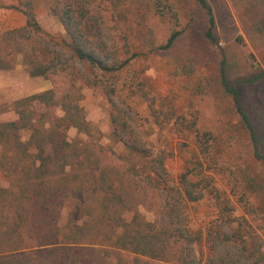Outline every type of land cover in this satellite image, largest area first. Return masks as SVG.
Returning <instances> with one entry per match:
<instances>
[{"label": "trees", "instance_id": "obj_1", "mask_svg": "<svg viewBox=\"0 0 264 264\" xmlns=\"http://www.w3.org/2000/svg\"><path fill=\"white\" fill-rule=\"evenodd\" d=\"M118 1L54 0L51 11L63 26L64 38L45 32L32 6L0 5L26 19L23 27L0 38L12 47L5 54L9 61L0 53V64L21 56L26 73L36 77L78 66L81 83L98 88L109 103L112 137L127 152L115 155L94 143L72 94L60 97L49 89L15 101L12 110L17 119L0 122V174L6 179L0 185V264H121L119 253L133 255V264H258L250 255L237 261L219 256L212 245L204 256L198 249L209 243V233L195 228L186 214L190 206L207 201L215 203L219 214L227 209L214 178L222 156L219 149L226 147L220 134L201 130L196 121L184 117H161L162 111L151 103L153 124L160 129L169 126L196 149L194 163L173 173L168 169L172 148L156 147L138 134L132 108L117 97L120 72L142 54L167 52L185 34L214 43L212 7L208 0H193L202 19L176 18L182 29L174 24L165 42L156 45L151 38L139 37L143 27L122 17ZM166 2L178 0H159ZM122 20L127 22L121 25ZM257 30L264 34V20ZM131 33L138 34L135 43ZM253 68L250 74L233 78L227 60L221 59L216 83L236 119L237 132L245 135L251 162L264 167V126L251 120L241 95L243 88L264 80V69ZM69 129L80 138L70 141ZM234 180L242 191L239 200L252 195L264 198V180L258 174L237 168ZM142 189L158 197L153 220L141 214L135 201Z\"/></svg>", "mask_w": 264, "mask_h": 264}, {"label": "rangeland", "instance_id": "obj_2", "mask_svg": "<svg viewBox=\"0 0 264 264\" xmlns=\"http://www.w3.org/2000/svg\"><path fill=\"white\" fill-rule=\"evenodd\" d=\"M208 2L215 18L216 41L207 43L200 35L186 37L185 34L167 52L156 50L149 55L142 54L120 72L117 97L132 108L133 123L137 125L138 134L145 135L156 147L172 148L168 169L173 173L185 171L194 163L196 149L191 140L180 139L169 126L160 129L153 124L151 103L162 111L161 117L163 114L173 119L184 117L196 121L201 130L220 134L221 143L224 142L227 148L219 149L222 156L214 178L221 197L227 200V209L219 214L215 203L207 201L186 210V214L193 219V226L209 233V243H202L198 250L206 256L212 245L214 253L227 259L237 261L250 255L251 260L264 264V198L252 195L239 200L242 191L234 183L237 168L248 169L264 180V167L251 162L244 142L245 135L237 132L236 119L222 99L216 83L217 63L221 59L227 60L233 78L250 74L256 65L264 69V34L257 30L264 20V2ZM117 4L123 18H130L131 23L140 22L143 31L139 37L142 40L151 38L156 45L165 42L176 18L185 17L186 20L195 16L202 19L193 0L165 4H159V0H119ZM0 5L19 8L32 6L35 20L41 28L51 35L64 38L63 26L51 11L55 6L54 0H0ZM151 5H154L153 10ZM135 11L138 12L135 14ZM108 19V24L113 25L111 18ZM25 20L17 11L0 8V38H4L2 35L7 31L23 27ZM125 22L122 20L121 25ZM202 24L203 20L200 25L203 27ZM178 25L175 24V29H182ZM137 35L129 34L132 42L135 43L134 37ZM32 40L36 38L32 37ZM10 49L12 47L8 40L0 39V53L5 57L4 61L11 59L5 56ZM0 65V122L17 119L12 110L15 101L54 89L60 97L72 94L71 100L83 109L95 144L109 148L115 155H127L123 145L112 137L109 103L98 88L81 83L78 66L61 74L36 77L26 73L21 56H16L9 64L3 62ZM241 95L244 109L251 120L259 127L264 126V80L243 88ZM230 135L233 137L230 138ZM67 137L75 141L80 135L75 129H69ZM112 176L115 178L118 175ZM5 181L0 174V185H4ZM134 197L141 205V214L153 220L159 210L158 197L144 189ZM233 230L237 233L233 234ZM119 254L121 264H133V255Z\"/></svg>", "mask_w": 264, "mask_h": 264}]
</instances>
